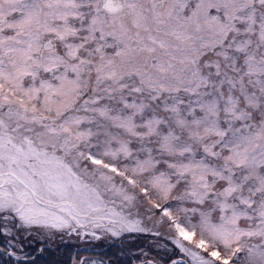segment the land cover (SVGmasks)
<instances>
[{
	"label": "snow or ice",
	"instance_id": "1",
	"mask_svg": "<svg viewBox=\"0 0 264 264\" xmlns=\"http://www.w3.org/2000/svg\"><path fill=\"white\" fill-rule=\"evenodd\" d=\"M0 264H264V0H0Z\"/></svg>",
	"mask_w": 264,
	"mask_h": 264
},
{
	"label": "flooded vegetation",
	"instance_id": "2",
	"mask_svg": "<svg viewBox=\"0 0 264 264\" xmlns=\"http://www.w3.org/2000/svg\"><path fill=\"white\" fill-rule=\"evenodd\" d=\"M81 255H83V256H91L92 253L91 252L82 251Z\"/></svg>",
	"mask_w": 264,
	"mask_h": 264
}]
</instances>
